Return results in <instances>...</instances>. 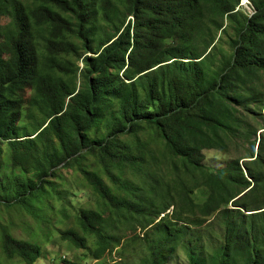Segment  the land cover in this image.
I'll use <instances>...</instances> for the list:
<instances>
[{
	"label": "trees",
	"instance_id": "1",
	"mask_svg": "<svg viewBox=\"0 0 264 264\" xmlns=\"http://www.w3.org/2000/svg\"><path fill=\"white\" fill-rule=\"evenodd\" d=\"M242 1L0 0V144L22 171L0 208L38 226L0 224L5 260L37 264L57 232L119 264L130 230L132 264H264V0ZM24 109L44 117L25 140ZM206 150L234 158L212 169ZM66 170L111 214L72 213Z\"/></svg>",
	"mask_w": 264,
	"mask_h": 264
},
{
	"label": "rangeland",
	"instance_id": "2",
	"mask_svg": "<svg viewBox=\"0 0 264 264\" xmlns=\"http://www.w3.org/2000/svg\"><path fill=\"white\" fill-rule=\"evenodd\" d=\"M243 3L246 4L245 0L242 1L241 6ZM243 5V10L247 13L251 14L249 9H252V6L249 5V9L246 5ZM253 11V9H252ZM12 21V16H4L0 18V25L2 32L4 33L5 30L10 26ZM84 65L81 63V67ZM23 117L21 118L20 128L22 132V139L25 140L26 135L32 134L38 125L39 122L44 121L43 114L38 110H34L32 113H29V110L24 109L22 111ZM27 131L29 133H27ZM15 148L8 142H3L0 144V181H3L7 176H13V174L21 175V169H16V163L14 162V153ZM205 154V164L212 169H219L226 167L230 161L234 158L232 154H223L216 150H206L204 151ZM28 170H32L30 167ZM64 177L72 183L73 190L72 196L75 197V201L73 200L74 206L71 210L72 213L79 212L83 207L89 209H98L103 212L105 215H110L111 212L109 211L108 207L104 204V201L101 200L97 195L93 193V190L88 187V183L84 180L83 183L79 187V183H77L74 179L75 174L66 170L64 172ZM70 186V187H71ZM80 191V193H79ZM1 192V191H0ZM78 192L80 197H78L75 193ZM1 198V195H0ZM17 212V208H12L10 211L7 208L1 207L0 208V224H4L7 227L11 228L12 234L18 239H24L32 241L35 240L36 237V230L38 229L37 222L32 218L28 224L23 222L24 217H21ZM63 217L58 214L53 217L54 220H61ZM219 220L216 221L213 228L211 230L214 231L212 234L214 241L217 240L223 234V228L218 223ZM59 225V224H58ZM32 227V231L30 228ZM139 232V231H138ZM2 234V227L0 226V235ZM121 234V233H120ZM126 237L124 239L123 244H126V248L123 252H118L117 257L115 258L116 261L122 264H132L137 257L141 255V249L139 242H131L130 239L134 235L130 230L125 232ZM54 237L50 239V243L44 246V258L40 260L37 264H95L97 261L90 255L88 250L78 249L73 244L69 242L62 241L58 238L59 234L55 232ZM205 241V237L203 238ZM46 241H43L45 243ZM0 264H23L16 261H8L5 260L3 257L2 251V244L0 241ZM124 259V262L121 261ZM169 262L166 264H188V258L185 250H180L177 254H175L172 258H169ZM137 264V263H136Z\"/></svg>",
	"mask_w": 264,
	"mask_h": 264
},
{
	"label": "built area",
	"instance_id": "3",
	"mask_svg": "<svg viewBox=\"0 0 264 264\" xmlns=\"http://www.w3.org/2000/svg\"><path fill=\"white\" fill-rule=\"evenodd\" d=\"M247 7L249 6V5H251L250 4V2L249 1H247V3L245 4ZM248 9H249V7H248ZM253 9V8H252ZM252 9H249V11H251V14H253L254 13V11H252Z\"/></svg>",
	"mask_w": 264,
	"mask_h": 264
},
{
	"label": "clouds",
	"instance_id": "4",
	"mask_svg": "<svg viewBox=\"0 0 264 264\" xmlns=\"http://www.w3.org/2000/svg\"><path fill=\"white\" fill-rule=\"evenodd\" d=\"M247 1H249V0H245L246 3H247ZM244 4H245V3H243V5H244ZM243 5H242V6H243Z\"/></svg>",
	"mask_w": 264,
	"mask_h": 264
}]
</instances>
